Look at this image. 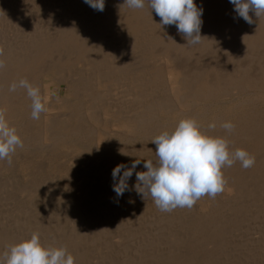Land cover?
Wrapping results in <instances>:
<instances>
[{"label": "bare ground", "instance_id": "6f19581e", "mask_svg": "<svg viewBox=\"0 0 264 264\" xmlns=\"http://www.w3.org/2000/svg\"><path fill=\"white\" fill-rule=\"evenodd\" d=\"M108 1H111V4L108 7L106 5L107 8L104 9L103 13H94L95 15L91 16L82 25H76V27H72V25L70 27L66 25L60 27V25L54 33L45 34L43 32L44 35L37 37L36 35L39 36L42 33L40 32L39 34L32 35L33 37H29L27 41L25 39V42L17 47L12 48V46L10 48L8 47L7 50H1L0 60H3L5 66L3 69H0V107L5 110L8 121L17 117L20 119L26 118V122L31 120V100L27 97L26 90L18 88L15 92H11L9 91L10 85L21 79H27L34 86L41 87L47 81H52L55 77L63 74L62 72L70 71V69L75 68L76 64L82 62L86 68H83L86 71L85 73L87 75L90 74V77L85 75L80 68L79 72L75 70L78 72L76 74L71 75V72L70 75L68 72L64 73L67 75L65 77L66 79L63 80L68 95H81L92 103L96 102L97 105V103H101L104 100H107L105 103L108 102V99L110 101L108 96L111 94V86L104 85V89L101 88V90L97 89V91L92 92L96 90L97 85L102 83V81H109V79L111 80L113 78L117 81V86L119 85L118 89L120 90L122 88L118 94V101L116 102L112 99L118 105L119 113L122 115L119 116L121 117L120 124L113 125L115 127L114 131L106 130L105 132L99 133L97 129L98 134L95 135L96 138L94 134L92 135L95 138L94 144L99 147V151L92 157L95 162L103 161L108 156V151L111 153L114 151L115 154L116 152L121 154V152L127 153L128 151L127 155L129 156L121 155L122 157L125 156L123 158L124 161L127 157L131 159L133 158V153L136 154L138 144H145L144 142L149 137L151 138V136L156 134L154 132H159L160 134L165 130H173L176 124L184 118H194L201 125L203 131L211 135L225 137L229 142L231 150L234 151L237 148L246 150L251 156L255 157L253 167L245 170L237 161L232 167L222 169L226 181L236 187V191H233L234 194L231 193L234 187L229 186L230 189L228 187L225 188L223 193L217 195L215 199L207 196L202 197L198 202V208L202 211L203 215H201V218H194L193 215L192 217L187 216L186 211L188 209L185 211V208L175 209L169 213L166 219L161 217L168 220L167 226L169 229L167 228V232H165L166 230L163 232L159 230L160 233H163L161 236H165V239L163 240V236L162 239L160 238L161 240H159V237L155 239L149 238V244L144 249L141 248L143 251L137 252L135 255L133 254L134 256H131L124 263H121L221 264L220 258L225 254L228 242L231 241L230 235L228 236V234L231 232L233 234L237 233L242 228L243 220L246 218V204H244L246 200L247 202H252L260 199L259 201L264 206V16L258 18L253 12H250L249 15L253 23L249 24L237 15L234 11V5L230 3V0H194L195 4L203 9L201 17V36L203 38L199 45L188 46L182 35L178 34L175 25H165L162 27L159 25L160 17L156 15L154 10L148 7L147 3L142 9H131L123 5L124 0ZM120 3H122L123 8L117 6ZM124 45L129 46L126 56H119L121 54L120 52L119 55L115 56L114 54V57L108 56L112 52L124 51ZM87 71L90 72L87 73ZM92 71H95V75H91L93 74ZM42 95L47 96V91H45V94L42 91ZM114 96L116 98V95ZM128 96L134 97L135 105L131 104L128 107L125 104ZM83 99L76 104L71 103L70 107L72 105V108L69 109L70 113L68 112L66 115L56 114V116L55 114H51L53 118H49V121L46 120L47 127L45 126V132L42 135L43 138H37V143L35 142L36 144L33 145H30L31 143L29 144V139H27V144L24 142V147L22 149L18 148L17 151L23 152V157L27 158L30 154L34 153L33 151L40 153L43 150H51L52 154L51 152L48 153L56 159L55 157H60L58 152L65 157L63 155L65 152L67 154L70 151L72 154L73 152L82 150L83 154L84 150H86L88 152L86 153L85 151L86 154L83 155L87 157V154L90 153L88 149L93 150V147H95V145L92 147L90 142L88 143L86 141V137L91 135L93 129L88 127L83 129L80 126L75 128L68 121L72 118L80 119V111L85 106L87 112L90 111V117L93 119L99 114L101 117L102 111L99 112L98 108L96 109L94 107V104H92L93 106L86 105ZM44 102L46 103V101ZM108 104L111 105L109 102ZM99 106L100 109H103L101 105ZM45 107L49 109L47 104H45ZM110 109L116 110L117 106L116 108L113 107ZM116 113L118 112L116 111ZM43 114L45 113H42V116ZM103 116L106 117L107 115L103 114ZM225 121H230L235 125V129L231 134H228L220 127ZM213 122L216 124V128L209 130L207 126ZM9 123L16 127L20 124L22 125L21 121L19 124H15L16 122ZM109 132H114L116 137H118L117 139H119V141L116 139L119 144L116 145V147L118 146L116 151L114 150L116 149L114 146V149H111L112 151L109 150L112 143L106 151V145H109V139L112 135ZM19 133L21 132L19 131ZM58 133H60L59 136ZM84 138L86 139L83 140ZM94 138L89 139L93 140ZM112 141L114 140L112 139ZM125 143H129L131 146H124L127 145ZM103 146L105 147L101 148ZM146 147H143L145 148L144 150H146ZM151 154L154 153L149 152L147 157L152 156ZM66 156L68 157V155ZM76 156H79V154ZM63 157L62 159H64ZM67 157L65 158L67 159ZM154 158L156 159V157ZM142 161L144 162V160ZM1 163L5 167L4 163ZM23 166L31 167L34 165L27 160ZM110 172L108 168H105L100 173L102 179H94L93 177L88 182L84 180L83 183H78V186L81 184L83 188L87 185H91L90 187L93 186L92 192L87 188L90 192L86 197V209L93 212L97 211L104 215L106 211L104 209L106 208L104 207L102 209V204L107 202L108 199H111L114 193L112 188L113 179L111 178V180L107 177L108 180L105 179V181H102L104 180L103 175L106 177ZM246 176L248 182L246 181ZM49 187L42 190L33 186L28 192L30 191L32 194L33 192H38L39 194V191L45 193L49 200L56 202L52 206L68 198L71 193L70 191L64 192L65 190L59 193V191H54V188L49 189ZM235 194L237 195L235 196ZM124 195L126 194L124 193ZM137 197V202L138 204L140 203V206L144 201L146 204L148 203L147 201L152 202L150 197L146 200H143L140 195H137ZM134 199L136 198L133 197L131 200ZM49 200H47V203H49ZM238 200H242L244 203H240L233 209L231 208V212L235 214L229 212L230 216L241 214L245 217L241 218L239 216L240 218H233L231 216V218H225L224 212L226 211L227 214L229 208L232 207L230 204ZM134 201L136 202V200ZM41 202L43 201L41 200ZM131 202L133 203V201ZM138 204L136 206L139 207ZM262 206L258 208L259 211L264 210ZM82 211L80 212L81 214ZM139 211L141 212L143 210L140 209ZM66 213L65 215L63 214L64 222L66 226L70 225L71 228H68V233L66 234L65 231L64 233L62 232L63 230L61 231L63 233V235L60 233L63 238H61L63 244L67 246L74 245V248L75 246H78V248L79 246H85L84 244H86L87 240L82 238L81 234L86 230L83 229L81 231V229L86 224L88 225L89 221L96 222L98 219L96 218L97 216H90L89 213L87 216H84V214L81 216L74 207H71ZM61 217L63 218L62 215ZM61 217L59 216V218ZM26 222L21 227H29L30 225H27ZM94 225L96 226L97 224ZM51 229L53 228L51 227ZM158 229H155L156 232ZM90 232L92 234L96 233L97 238L101 235L100 233H103L99 226L96 228L93 226V230ZM152 233L154 235L158 234V232L155 233L154 231ZM50 234L52 235V233ZM98 234L100 235L98 236ZM52 236L50 239L54 240ZM94 237L93 235L90 236V244L95 239ZM101 237L98 239L101 240ZM11 241H17V238L10 234L0 237V244L2 246L9 244ZM70 247H68L67 251L70 250ZM75 250L79 252V250ZM76 251L74 256L75 262L77 260L80 262L79 264H94V261L92 259L90 261L89 256L85 254L86 251L83 253L88 258L83 253L77 254ZM129 251L131 250L129 249ZM100 263L102 262L100 261Z\"/></svg>", "mask_w": 264, "mask_h": 264}, {"label": "rangeland", "instance_id": "374dc122", "mask_svg": "<svg viewBox=\"0 0 264 264\" xmlns=\"http://www.w3.org/2000/svg\"><path fill=\"white\" fill-rule=\"evenodd\" d=\"M112 1H116V0H112ZM110 2L111 1L105 0V8L110 6V4H111ZM120 4H118L117 6L123 8L122 3H120ZM70 5H71V7H70ZM106 5H107V7H106ZM97 12H101V11L93 9L88 4H86L84 2V0H0V51L1 50H7L8 47L10 48L12 46H13L12 48L17 47V46L21 45L22 43H24L25 39L27 41V39H29V37H33L32 35L39 34L40 32H42V33H40L39 36L36 35L37 37H41V35H44V33L45 34H51L52 32L54 33V31H56V28L59 27L60 25H61L60 27H63L65 25L68 27H70V25H72V27H76V25L77 26L82 25L83 23H85L86 20L91 18V16L98 14ZM103 12H104V10L102 11V13ZM73 19H75V20H73ZM50 30H52V31H50ZM125 46L126 45L123 46L124 51L121 50V51H118L116 53L112 52L108 56L114 57V54L116 56V55H119L120 53L121 54L119 56H121V55L126 56L127 55V49L129 48V46H126L127 48ZM84 66H85L84 63H82V62L79 64H76L75 68L70 69V71H64V72H62L63 74L55 77V79H53L52 81H50V82L47 81L46 84L41 85V87H40L41 88V94H42V91L44 92V94H45V91H47V96L42 95V99L44 97L43 101H46L45 104H47L49 106V109H47L48 112L47 111L44 112L45 114H43V116L41 114L39 120H33L31 118V120L26 122V118L20 119L17 117L15 119L9 121L11 123L16 122L15 124H19L21 121L22 125L20 124L18 127H16V126L15 127H16L18 133H19V131L21 132V133H19V135H21L20 137L22 138V140L26 139V140H23V143L25 142L27 144V142H28L27 139H29L28 143L29 144L31 143L30 145L36 144L37 138L38 139L43 138L42 135L45 132V126L47 127V121H49L51 118H53V116H51V114H53V115L54 114L55 115L56 114L57 115H62V114L66 115V114H68V112L70 113L69 109L72 108V105L70 107V104L71 103L76 104L78 101L80 102V100H82V98H84L83 100L86 102V105L88 104V106H93L92 104H94V107L96 109L98 108L99 112L102 111L101 117H103V118H101L100 114H99L96 116L97 119L96 118L93 119L92 117H90L91 116L90 111L87 112V108L85 106V107H82V111H80V119L72 118L68 122L70 124H72V126H74L75 128L80 126V128L83 127V129L84 128L86 129V127L93 129L91 135L89 137H86L87 139L86 138L83 139V140L86 139V141L88 143L90 142L92 147L95 145L94 144L95 138H96L95 135H97L98 132L99 133L105 132L106 130L107 131H114L115 127L113 125L120 124L121 117H119V116H122V115H121V113H119L120 110H118L119 108H118V105H116V102L118 101L119 91L122 88H120V90L118 89L119 85L117 86V84H116L117 81L115 79L111 78V80L109 79V81H102V83L97 85L96 90L92 91V92H95V91H97V89H100V90H101V88L104 89V87L106 85L111 86V88L108 86V88H110V93L112 94L111 95L109 93L110 95L108 96V98H110V101H111L110 102L108 99V102L111 105H109L108 102L105 103V101H107V100H104L101 103H97V105L98 106L101 105V108H103V109H100V106L98 107L96 105V102L92 103L89 100H86V98L81 96V95L80 96L78 94L68 95V91H67V88H66V85L64 82V80L66 79L65 77L67 75L64 73L68 72L70 75V72H71V75H72L74 73L75 74L78 73L79 70L82 69L81 71L85 75H87L85 73L86 71H84V69H86ZM75 70L78 72H76ZM89 72L90 71H87V73H89ZM94 72L92 71L93 74H91V75H95ZM87 76L90 77V74H88ZM96 76H98V75L96 74ZM112 87H114L115 89ZM114 95H116L117 100H116ZM132 98H133V100H132ZM74 99H75V101H74ZM112 99L115 100L116 102L114 101L115 102L114 103L112 101ZM126 99H127V101L125 104L128 105V107L131 106V104L135 105L134 97L128 96ZM127 102L130 104H128ZM115 105L117 106L116 110L110 109L113 107L116 108ZM134 105H132V106H134ZM61 107H62V109H61ZM49 110H51V111H49ZM116 111L118 113H116ZM103 114H106L107 116L104 117L105 115L103 116ZM111 121H112V123H111ZM94 126H96V127L94 128ZM26 127H27V129H26ZM109 127H110V129H109ZM42 129H43V131H42ZM41 131H42V133H41ZM109 133L112 134L111 135L112 138L110 137V139H109L111 141V142L109 141V143H108L109 145H106L107 146L106 147L107 149L105 148L106 151L110 147L111 143H112L111 144L112 146L109 148V150H111V149L113 150L116 147V145H119L118 144L119 139H117L118 137H116V134L114 132H109ZM154 133H156V134H154L156 136L159 135V132L158 133L154 132ZM31 134H32V136H31ZM93 134H94L95 138L92 137ZM59 135H60V133H58V136ZM154 135L151 136V138L149 137V139H147V141L149 142L150 140H152L155 137ZM89 138L90 139L94 138L93 139L94 141L90 140ZM112 139L114 141H112ZM147 141L144 142L145 144H142V143L138 144L136 154L133 153L134 155H132L133 156V158H131L132 160L127 157V159L125 161L123 159V158H125V156L122 157L121 154H118L119 152H116V154H115L114 151H113L114 153L113 152L111 153L110 151H108L107 152L108 156H106L105 159H103V161L100 160L99 162L98 161L95 162V160H93L92 157L97 151H99V149H98L99 147H97V145H95V147H93L94 148L93 150L88 149V150H90L89 152L92 155L90 153H88L87 157H85V155H83V154H86L88 152L86 150H84L83 154H82V150H80L81 152L77 151V152H73L72 154L70 151L67 152V154L65 152V154H63L65 157H67L66 155H68V157L70 156L69 157L70 159L67 157L68 160L65 157H63L62 154L59 152H58V154L60 157L59 158L55 157L56 159H54L52 156H50L52 154L51 150L50 151L43 150L41 152L39 150L40 153H38L37 151H33L34 152V153H32L33 155L30 154L31 156L30 155L28 157L26 156L27 158L23 157V152L17 151L16 155L13 154V156H12L13 164L11 166H9L6 161H0V237H3V236L10 234V235L15 236L17 238V241H14V242L11 241L9 244H4L5 246L4 245L2 246V244H0V254H3L13 244L18 243L19 241H21L23 239L30 238V236L33 233H37L39 235L40 241L45 247H53V248L62 247L64 245L62 242V239H63L62 235H63L64 231H65V234L68 233V228H71L70 225H69L70 227L68 225L67 226L65 225L66 223L64 222V220H65L64 215L68 210H70L71 207H74V209H77V212L81 216H82V214H84V216L85 215L87 216V214L89 213L90 216L96 215L97 216L96 218H98L96 220V222H92V221L90 222L89 221L88 225L86 224L81 229V231H83V229L86 230L85 232L83 231L81 235H82V238L87 240V242L89 241L90 236H92V235L95 236L94 238L96 239V241H95V239L93 240L94 242L91 241L92 245L90 244V241H89L88 243L86 242V244H84L85 246H79V248H78V246H75V248H74V245H68V246L64 245L63 246L64 248H67V250H68V247L71 246L69 248L70 250L68 252L72 251L70 253L73 255V257L75 256V251H76L75 249H77V250H79V252L76 251L77 254H82L83 252L86 251L85 254L87 256H89L90 261H91V259L94 261V264L95 263L99 264L100 261L102 262L100 264H111V262H112V264L113 263L121 264V263H124L131 256H134L135 253L143 251V249L146 247V245L149 244V240H150L149 238L155 239V238L159 237V240H161L162 236H163V235L161 236V234H163V233H160V231L163 232L166 230L165 232H167V230L169 229V227L167 226L168 220H165L167 218V216L169 215V213H165V212L162 213L160 210H158L160 212L156 211L158 208L155 206V204H152V203H154L153 201L152 202L147 201L148 202L147 204L144 201L145 204L141 203V206H140L139 205L140 203L138 204V202H137V198H138L137 195L138 194L136 193V191H134V190L126 191L125 192L126 195L122 196L123 198L117 197L116 193L114 192L113 197H115V198L111 197V199H108L107 202H104L102 204V209H104V207L106 208V209H104L106 211L103 215L97 211L93 212V211L86 209V205H85V203L87 201L86 197L90 191L92 192L93 186L90 187L91 186L90 184H89L90 186L87 185L84 188H83V185L81 186V184H79V186H78V183H80V182L83 183L84 180L85 181L87 180V182H88V180H90V179L92 180L93 177H94V179H96V178L102 179L101 178L102 176L100 175L102 170H104L105 168H108L109 172H110V170H113V168L117 164H120V162L127 164L129 166L131 165L133 160H135V159L141 160V158H142V160L146 159V160H152L153 162H155V158H154L155 154H151L152 156H149V157H147V156H148L149 152L154 153V151L156 149V145L153 143L150 144V142L148 143ZM125 144H127V143H125ZM128 144L124 145V146H128V147L131 146V144H129V145ZM146 145H147V147H146ZM113 146H114V148H113ZM142 146L146 147V150H144L145 148H143ZM104 147L105 146H103L101 148H104ZM117 147H116V149H114L115 151L118 149ZM96 149H98V150H96ZM141 149H142V151H141ZM143 150L145 153L143 152ZM85 151H86V153H85ZM48 152H51V154ZM138 152H140V153H138ZM20 153H22V154H20ZM74 154H75V156H74ZM78 154H79V156H81V155L82 156L81 157L76 156ZM126 154H128V151ZM145 154H147V155H145ZM42 155H43V157H42ZM143 155L145 156V158H143L144 157ZM46 156H48V157H46ZM71 156H74L76 158L71 157ZM62 157L66 160L62 159ZM83 157H84V159H82ZM27 160L32 162L35 167L34 166H31V167L23 166V164H25V162H27ZM142 160H141V165H138L135 171H137V172L143 171V170L146 171V169L142 165V162H143ZM1 162L4 163L5 167H3ZM111 173H112V171L109 174H107L108 176H106V177H105V175H103L104 180H102V181H105V179L108 180L107 177H109V179H111L112 178ZM135 181H136V176H135V172H134L133 176L130 178L128 183L130 186H132V184L135 185L134 184V183H136ZM246 181L248 182L247 176H246ZM112 182H113V180H112ZM100 185H102V183H100ZM33 186L37 189H42V190L47 189L50 186L51 188L49 187V189L54 188L53 190L59 191V193L63 192V190H65L64 192L70 191L71 193L68 196V198L63 199L62 201L59 202V204L54 205L55 206L54 207L52 205L56 202L49 200L48 196H46L45 193H42L41 191H39V194H38V192H36V193L33 192V194H32V192L30 193V191L28 192V190H31L33 188ZM229 186L234 187V188H232L233 190L231 189L232 190L231 193L234 194L233 191H236V187L233 184L227 182L225 188L228 187V189H230ZM87 188L90 191H88ZM132 194H134V195H132ZM131 195L134 198H136V199H134V200H136V202L134 200H131V199H133V197ZM236 195L237 194H235V196ZM127 197H128V199H127ZM130 197H131V199H129ZM41 200L43 202H41ZM47 200H49L48 202L49 203L51 202V203L50 204L47 203ZM109 200H110V202H108ZM123 200H125V201H123ZM259 200L252 201V202H247V200H246L245 203L242 200H238L240 202L235 201L232 204H230V206L232 205V207L229 208L227 214H226V211L224 212L225 218L226 217L231 218V216H233V215L230 216V213H232L231 210L233 208L237 207L240 203L246 204V209H245L246 218L243 220L244 223L242 224V228L237 233H234V234L231 231H229L231 233L228 232L229 233L228 236L230 235L229 237H230L231 241L228 242V247L226 249L225 254H223L220 258L221 264H264V210L259 211L258 208H260L262 206V203ZM131 201H133V203ZM198 202L199 201H197V204H195V206L193 207L196 209H193V208L188 209V210H190L188 212L187 208H185V211L187 210L186 211L187 216L192 217V215H193L194 218H201L202 211H200L198 208ZM136 203L139 205V207L136 206L137 205ZM255 203H257V204H255ZM120 204H121V206H120ZM152 205H153V207H152ZM50 207H52V208H50ZM262 207H264V206H262ZM136 208H137V210H136ZM138 209L139 210L142 209L144 212L143 211L140 212ZM120 210H121V212H120ZM81 211H82V214L80 213ZM145 211H146V213H145ZM192 211H195V212H192ZM142 212H143V214H142ZM200 212H201V214H199ZM149 214L152 216H150ZM232 214H235V213H232ZM61 215L63 216V218L61 217ZM130 215H131V217H130ZM59 216L61 218H59ZM99 216H101V217H99ZM239 216L241 218L245 217L244 215L237 214V215H234L233 218L234 217L240 218ZM158 217H160V218H158ZM161 217H163L165 219H163ZM93 218H95V217H93ZM174 219H175V217H174ZM155 220L157 221V223L159 225L156 223ZM25 222L27 225L29 224L30 226L29 227L28 226L21 227ZM140 222H141V224H140ZM94 224H97V225L95 226ZM53 225H54V227H53ZM56 225L58 226V228ZM144 225H145V227H144ZM50 226L53 229H51ZM93 226L95 228L99 226L101 228V230L103 231V233H100L101 235L98 234V236L99 235L102 236L100 238L101 240L98 239L100 236L97 238L96 233L92 234V232H90L93 230ZM155 226L156 227L158 226L159 229L156 228ZM26 227H28V228H26ZM33 228H34V230H33ZM155 229L156 230L158 229V231H157L158 234L154 235L152 233L153 231L155 233H157ZM50 233H52V235H54V236H52ZM232 234H233V236L234 235L235 236L234 237L231 236ZM59 235H61V236H59ZM51 236L54 237V240L50 239ZM164 237L165 236H163V240L165 239ZM86 238H88V239H86ZM106 238H107V240H105ZM97 239L102 243H100ZM145 240H147V241H145ZM116 242H117V244H116ZM164 242H166V241H164ZM142 244H143V246H142ZM88 245H90V246H88ZM119 246H120V248H119ZM141 248H143V249H141ZM73 249H74V251H73ZM129 249L131 251H129ZM113 254H114V256H113ZM127 256H129V257H127ZM76 263L79 264L80 262L76 260L75 264Z\"/></svg>", "mask_w": 264, "mask_h": 264}, {"label": "clouds", "instance_id": "9594fccd", "mask_svg": "<svg viewBox=\"0 0 264 264\" xmlns=\"http://www.w3.org/2000/svg\"><path fill=\"white\" fill-rule=\"evenodd\" d=\"M84 2L101 12L105 8V0ZM146 3L160 17L161 27L175 25L188 46L201 43L203 9L194 0H124L123 5L131 9H142ZM230 3L234 5L237 15L249 24L253 23L250 12L258 18L264 16V0H230ZM4 66L3 60H0V69ZM18 88L26 90L31 100V118L39 120L41 114L47 111L40 87L34 86L27 79H21L12 83L9 91L15 92ZM207 127L213 130L216 124L213 122ZM220 127L228 134L235 129L230 121L223 122ZM149 142L156 145L155 162L144 159L143 167L146 171L139 172L135 170L141 164L140 159L133 160L130 166L117 164L111 173L112 188L117 197L132 190L143 200L150 197L155 206L165 213L177 208L192 209L202 197L215 199L223 193L227 184L223 168H230L237 161L245 170L255 164V157L246 150H231L225 137L203 131L194 118L181 119L173 130H165ZM23 147V140L16 127L10 125L5 110L0 108V161H6L11 166L13 154ZM121 154L127 155L123 152ZM134 172L136 183L130 187L128 181ZM0 264H75V261L66 248L45 247L39 235L33 233L30 238L13 244L0 254Z\"/></svg>", "mask_w": 264, "mask_h": 264}]
</instances>
